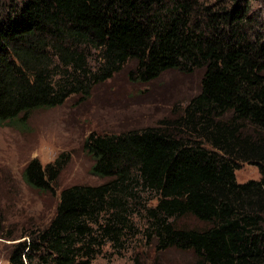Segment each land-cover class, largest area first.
Instances as JSON below:
<instances>
[{
	"label": "trees",
	"instance_id": "16d2710c",
	"mask_svg": "<svg viewBox=\"0 0 264 264\" xmlns=\"http://www.w3.org/2000/svg\"><path fill=\"white\" fill-rule=\"evenodd\" d=\"M253 1L0 0V126L84 100L128 64L138 84L203 70L172 123L90 133L83 150L105 182L63 189L49 224L14 244L7 264H92L107 244L124 249L136 238L140 213L158 252L264 264V0L260 15ZM68 161L33 159L23 180L53 193ZM241 164L257 166L259 180L239 183ZM187 217L205 227L179 226Z\"/></svg>",
	"mask_w": 264,
	"mask_h": 264
},
{
	"label": "rangeland",
	"instance_id": "374dc122",
	"mask_svg": "<svg viewBox=\"0 0 264 264\" xmlns=\"http://www.w3.org/2000/svg\"><path fill=\"white\" fill-rule=\"evenodd\" d=\"M261 5V1L254 0L252 11L260 15ZM90 66L93 72L99 70L96 54L90 55ZM132 70L133 64L122 67L106 82L95 86L84 100L73 96L62 106L32 112L25 123L14 121L0 126V264H7L14 244L49 224L63 189L105 182L106 179L92 175L93 161L83 150V142L90 133L118 134L172 123L201 88V69L192 74L167 71L147 84L131 81ZM245 131L252 132L253 127L245 124ZM63 153L69 155V161L53 193L34 190L25 183L23 170L30 161L38 159L46 166ZM236 178L239 183L259 180L260 172L255 165L241 164ZM143 199L148 207L156 206L157 201L151 197L143 195ZM132 221L139 231L136 238L130 237L124 249L107 244L92 264L194 263L190 252H158L155 245H146V220L140 213ZM178 225L205 227L192 217L180 220Z\"/></svg>",
	"mask_w": 264,
	"mask_h": 264
}]
</instances>
